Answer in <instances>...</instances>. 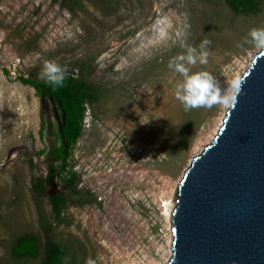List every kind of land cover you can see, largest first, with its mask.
<instances>
[{"label": "rangeland", "instance_id": "374dc122", "mask_svg": "<svg viewBox=\"0 0 264 264\" xmlns=\"http://www.w3.org/2000/svg\"><path fill=\"white\" fill-rule=\"evenodd\" d=\"M0 0V264L20 235L43 238L37 206L51 223L55 241L72 264H166L171 256V221L164 202L176 190L192 157L210 142L226 114L223 107L184 111L174 88L181 77L167 67L182 44L205 39L212 72L227 85L241 77L259 52L238 44L252 27L264 26L259 11L242 15L224 0ZM55 59L84 74L102 95L85 106L79 138L60 164L48 170L44 155L59 144L61 112L30 83L44 61ZM76 175V190L94 203L69 206L63 224L53 222L48 198ZM51 174L50 178L47 176ZM41 176L44 195L30 189ZM172 207V208H173Z\"/></svg>", "mask_w": 264, "mask_h": 264}, {"label": "water", "instance_id": "95a60500", "mask_svg": "<svg viewBox=\"0 0 264 264\" xmlns=\"http://www.w3.org/2000/svg\"><path fill=\"white\" fill-rule=\"evenodd\" d=\"M240 78L238 103L179 181L166 264H264V53Z\"/></svg>", "mask_w": 264, "mask_h": 264}, {"label": "trees", "instance_id": "16d2710c", "mask_svg": "<svg viewBox=\"0 0 264 264\" xmlns=\"http://www.w3.org/2000/svg\"><path fill=\"white\" fill-rule=\"evenodd\" d=\"M59 2L60 6L71 11L68 6L74 0H52ZM77 1V0H75ZM228 8L237 14L252 15L259 11L260 0H224ZM23 84H30L38 94L48 97L57 106L61 112V123L57 132L60 141L55 151V157L61 158V168L64 172L67 159L68 148L80 136L82 122L85 112V106H93L102 95L100 89L91 85L85 77L83 64L78 65V71L75 75L69 74L62 88L52 89L51 86L42 81L30 83L26 79H20ZM51 174L47 176L50 178ZM76 175L69 173L68 178H63L65 186L60 193L54 194L48 198L51 206L53 222L63 224L65 218L64 211L69 206L80 207L83 204L94 203L95 197L90 192H81L76 190ZM30 189L36 197L44 195L43 179L41 176L31 177ZM37 220L43 245L40 247L38 239L32 235H20L12 243L9 254L15 260L36 259L41 254V264H63V257L68 256L69 252L66 246L55 241L51 223L37 206ZM72 264V263H70Z\"/></svg>", "mask_w": 264, "mask_h": 264}, {"label": "clouds", "instance_id": "9594fccd", "mask_svg": "<svg viewBox=\"0 0 264 264\" xmlns=\"http://www.w3.org/2000/svg\"><path fill=\"white\" fill-rule=\"evenodd\" d=\"M210 43L207 39L203 40L199 46L184 43L181 45L184 49L183 53L170 58L168 62L167 67L181 77L175 84L174 95L186 112L200 108L212 109L217 106L230 111L235 108L238 96L242 94L244 81L240 77H234L227 85H224L208 70H192L198 63L207 64L206 49ZM245 44L264 53V26L250 28L247 36L238 46L243 47ZM69 71L68 66L61 65L55 59H49L44 61L37 78L55 90L64 86ZM62 259L63 264H70L69 256ZM85 264H96V261L89 257Z\"/></svg>", "mask_w": 264, "mask_h": 264}, {"label": "flooded vegetation", "instance_id": "af4514ba", "mask_svg": "<svg viewBox=\"0 0 264 264\" xmlns=\"http://www.w3.org/2000/svg\"><path fill=\"white\" fill-rule=\"evenodd\" d=\"M59 144H50L44 152L46 160L49 164L48 170H50L53 165L60 164L62 162L61 158L55 157V151L58 148Z\"/></svg>", "mask_w": 264, "mask_h": 264}, {"label": "bare ground", "instance_id": "6f19581e", "mask_svg": "<svg viewBox=\"0 0 264 264\" xmlns=\"http://www.w3.org/2000/svg\"><path fill=\"white\" fill-rule=\"evenodd\" d=\"M164 209H165V215H166V217H167V219H168V221L171 219V212H172V207H173V205L172 204H170V202H164ZM171 242H172V234L170 233V242H169V244H171Z\"/></svg>", "mask_w": 264, "mask_h": 264}]
</instances>
